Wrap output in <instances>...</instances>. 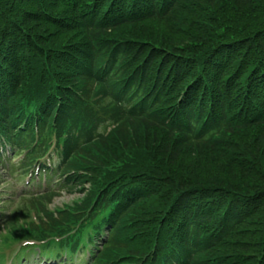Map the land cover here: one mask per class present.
<instances>
[{"label": "trees", "instance_id": "obj_1", "mask_svg": "<svg viewBox=\"0 0 264 264\" xmlns=\"http://www.w3.org/2000/svg\"><path fill=\"white\" fill-rule=\"evenodd\" d=\"M0 168L49 180L0 197L5 243L264 264V0H0Z\"/></svg>", "mask_w": 264, "mask_h": 264}, {"label": "rangeland", "instance_id": "obj_2", "mask_svg": "<svg viewBox=\"0 0 264 264\" xmlns=\"http://www.w3.org/2000/svg\"><path fill=\"white\" fill-rule=\"evenodd\" d=\"M156 26V28H162L163 25L165 26V24H154ZM176 32L178 34H183L182 29H177ZM26 174L22 175V177L17 181L14 179V175L10 176L8 175L4 169L0 168V197L5 196L8 193H17L18 189L22 186V184H24L26 182ZM30 177H28L27 179H29ZM12 187V188H11ZM83 197V194L79 193V192H67V191H62L61 195L57 196L54 200V202L50 203L49 206L47 207L48 211L54 212L55 211V207L56 206H62L63 204L65 205H72L75 201L80 200ZM18 202V198L15 197V204L16 205ZM0 204H2L0 202ZM1 210V209H0ZM26 218V217H25ZM23 223V221H20V223ZM8 223V221H7ZM6 224V230L8 228V231H11L12 225H15V229H18V226L14 223V222H9L8 224ZM2 228V226H1ZM2 233H6L3 228H2V232H0V234ZM36 233V232H35ZM27 236H32L30 235L31 233L27 232ZM37 234V233H36ZM3 235V234H2ZM10 235V234H9ZM0 238H2V236L0 235ZM20 238H23V236L21 235ZM53 243V242H52ZM12 242H10L7 245H11ZM1 252V250H0ZM4 253V251H3ZM26 257L25 258H21L23 262H19L18 260L20 259V257H17V260H15L17 262V264H63V261L60 260H52V261H48L42 254H39L37 251V248L34 249V251L31 252H25ZM23 253V255H25ZM22 257V256H21ZM28 257V258H27ZM68 264L69 261L67 262ZM10 264V262L8 263Z\"/></svg>", "mask_w": 264, "mask_h": 264}]
</instances>
